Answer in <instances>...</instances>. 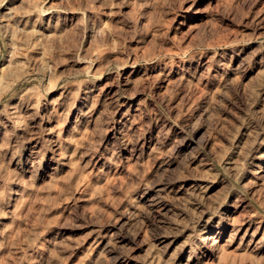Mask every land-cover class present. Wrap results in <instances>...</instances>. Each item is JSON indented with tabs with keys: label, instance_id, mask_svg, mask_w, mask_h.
I'll return each mask as SVG.
<instances>
[{
	"label": "rangeland",
	"instance_id": "374dc122",
	"mask_svg": "<svg viewBox=\"0 0 264 264\" xmlns=\"http://www.w3.org/2000/svg\"><path fill=\"white\" fill-rule=\"evenodd\" d=\"M0 264H264V0H0Z\"/></svg>",
	"mask_w": 264,
	"mask_h": 264
},
{
	"label": "bare ground",
	"instance_id": "6f19581e",
	"mask_svg": "<svg viewBox=\"0 0 264 264\" xmlns=\"http://www.w3.org/2000/svg\"><path fill=\"white\" fill-rule=\"evenodd\" d=\"M24 128V122L22 119H20L17 123H16V129L17 130H22Z\"/></svg>",
	"mask_w": 264,
	"mask_h": 264
}]
</instances>
